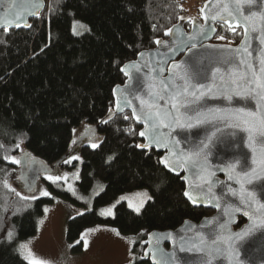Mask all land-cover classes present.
<instances>
[{
    "label": "trees",
    "instance_id": "trees-1",
    "mask_svg": "<svg viewBox=\"0 0 264 264\" xmlns=\"http://www.w3.org/2000/svg\"><path fill=\"white\" fill-rule=\"evenodd\" d=\"M185 3L48 0L29 30L0 31V264H29L19 243L37 233L39 218L55 196L80 204L63 182L41 179L51 197L25 191L18 163L11 162L25 151L56 168L79 167L83 192L98 180L105 183L91 210L68 217L67 240L74 253L83 249L84 230L111 226L135 237L132 264H152L144 258L151 232L175 230L186 220L199 222L213 213L192 206L184 196L182 176L161 165V153L143 148L141 126L129 111L99 125L114 108L113 89L125 82L122 66L153 48L180 19L189 18ZM74 20L85 23L88 31L74 34ZM216 27L212 43L236 45L243 37L239 28ZM95 126L96 136L80 145L79 159H68L81 133ZM141 188L149 190L151 199L139 213L123 201L113 216L99 214L119 194ZM244 223L240 218L236 228Z\"/></svg>",
    "mask_w": 264,
    "mask_h": 264
},
{
    "label": "water",
    "instance_id": "water-1",
    "mask_svg": "<svg viewBox=\"0 0 264 264\" xmlns=\"http://www.w3.org/2000/svg\"><path fill=\"white\" fill-rule=\"evenodd\" d=\"M227 3L229 9L233 12V16L224 13L223 6ZM38 4V7L35 6ZM47 7L45 0H0V31L10 29L29 30L32 26L31 19H36L45 11ZM237 4L235 0H206L201 9V17L182 18L172 27H170L165 37L157 39L153 48L141 51L134 60L126 62L121 72L125 76V82L117 85L113 89L114 108L99 121V125L106 124L115 116L129 111L134 121L141 126V132L145 136L140 138L143 140L144 149H154L162 154L160 159L161 165L170 173L182 176L181 180L185 183V192L188 191L197 200V203L190 201L185 195L187 201L194 207H202L213 211L210 216L201 219L199 222L186 220L175 230L154 231L151 232L146 240V249L144 258L150 259L152 264H203L206 259L205 251L207 245H196L195 240L199 239V235L203 234L205 240H210L213 231H219L216 221L223 223L228 222V216L224 215V209L229 203L239 206V198L233 197L228 191L229 188L240 193V184L235 180L242 179L245 186L246 198L264 203V164L260 161L264 158V147L257 141V131L251 133L253 142L249 146V133L243 129L246 126L244 120L246 117H239L229 120H219L212 124H196L195 119L189 121L188 115H194L191 110L180 109L181 122L192 123L190 129H181L180 127H164L157 129L159 134V143L153 142L151 139L153 132L151 125L145 123L141 114L140 100L137 96L147 100V85L149 81L154 84L153 91L161 92L159 81L166 79L170 73L177 72L181 75H187L191 83L202 81L206 85L214 84L212 93H216L217 98H212V94L192 104V108L199 107L202 111L208 109H223L225 112L229 109L245 108L259 111L254 102L241 100L239 97L229 102L221 98L224 91L220 87L222 81H231L237 79L239 73L248 72L247 64H252L254 70L259 75V60L261 54L264 53V45L260 43L259 34L262 23H264V0H240L241 12H236ZM220 12L223 19H212V16ZM242 13V15H241ZM252 13H256L252 16ZM251 16L252 22L255 24L257 31L252 32V24L246 22L243 17ZM207 17V19H206ZM189 24V30L186 25ZM217 24L225 25L229 28H239L243 32L241 41L236 45L216 44L212 40L217 34ZM247 24L248 32L245 33ZM188 37H195V40H189ZM160 41V43H157ZM195 44V47H191ZM247 47L248 52L241 51L239 53L233 51L237 48L243 49ZM248 53H251L249 55ZM243 59L244 64L239 61ZM225 61H230L226 63ZM173 64H179V69H173ZM163 68L164 72H160ZM220 68L219 72L216 69ZM235 69L236 75H232ZM250 76V73H249ZM176 83L182 85L183 81L177 79ZM241 91H243V81L237 79ZM235 88V86H231ZM192 91V89H190ZM200 91H207L201 89ZM199 94V93H197ZM189 99H193L189 97ZM128 101H131L129 104ZM161 109L168 110L173 113V109L167 101H160ZM136 113L133 114V109ZM217 115H224L223 112ZM140 116V119L137 117ZM169 121H165L168 123ZM219 124L220 131L217 132L216 138L209 144L208 149V172H214L215 175L210 179L214 181L212 185L213 195H205L196 185L200 184L203 188H207L204 181L198 177H194L188 166L176 167L173 165L175 157L173 152H188L190 149L198 146L200 141L205 140L216 130V124ZM240 124V127H231L229 125ZM259 128L257 123L254 126ZM97 126L91 127L83 131L77 139L75 146L83 144L84 140L94 138L96 136ZM179 141V144L175 143ZM62 159H65L62 158ZM240 159L241 164L236 165L235 171L231 170L228 165L235 160ZM253 160L256 162L253 163ZM172 165V167L166 166ZM242 165H246L249 170L247 177H237ZM56 165H49L43 160L34 157L29 152L22 153L18 158L19 175L18 180L24 186V190L33 193L37 184L41 181L45 174L51 173ZM231 174L233 180L229 181L228 176ZM207 176V173L205 174ZM248 191L253 196L248 197ZM184 192V193H185ZM219 204V207H217ZM257 205H253L255 208ZM257 224L264 219L259 212L253 213ZM245 220V223L236 228L239 219ZM252 227V221L237 213L230 224L233 238L230 241L232 255L224 264H264V229L252 227L251 231H246ZM235 233H244L241 238H236ZM184 251H181V248ZM228 247L227 244L224 245ZM155 253V258H153ZM212 264H219L218 260L213 258Z\"/></svg>",
    "mask_w": 264,
    "mask_h": 264
},
{
    "label": "snow or ice",
    "instance_id": "snow-or-ice-1",
    "mask_svg": "<svg viewBox=\"0 0 264 264\" xmlns=\"http://www.w3.org/2000/svg\"><path fill=\"white\" fill-rule=\"evenodd\" d=\"M237 7L235 9L236 12H241L240 9V0H235ZM38 7V4L35 5ZM224 13H227L228 16H235L233 12L229 9V5L227 3L224 4L223 10ZM242 15V13H241ZM256 13H252V16H255ZM223 19V16L220 12H217L212 16V19L217 18ZM207 19V17H206ZM243 19L252 24V32H256V26L252 22L251 16H244ZM248 27L247 24L245 26V33L247 34ZM168 34V33H166ZM189 40H195V37H188ZM223 39V37H221ZM260 43L264 45V23H262L260 28L259 34ZM160 43V41H157ZM191 47H195V44H192ZM237 53L244 51L248 52L247 47L243 49L237 48L233 50ZM251 55V53H248ZM229 63L230 61H225ZM240 64H244L245 61L241 59L239 61ZM259 75L254 70L252 64H247L248 72H241L239 73L237 79L243 81V91L239 90L240 85L237 83V79H232L229 81H222L220 87L224 89V91L220 94L221 98L232 102L234 98L239 97L241 100L251 101L254 102L255 106L259 108V111H254L251 109L245 108H235L229 109L226 112L223 109H208L207 111H202L199 107L192 108V104L204 99L208 93L212 94V98H217L216 93H212V88L215 87L214 84L206 85L202 81H197V83H191L187 71L185 74L181 75L177 72H172L166 79H161L159 81L162 91L156 92L153 91L154 84L149 81L147 85V96L148 99L145 100L142 97L137 96V99L140 100V108L143 120L145 123H149L151 125V131L153 135L151 139L153 142L159 143V134L157 129L161 126L164 127H180L183 129H190L193 127L192 123H182L181 122V114L180 109L184 108L185 110H191L194 115H188L187 119L189 121L195 119L196 124H212L219 120H229L240 115L246 117L244 120V131L249 133V141L253 142V137L251 133L255 130L257 131V141L260 143L262 147H264V53L261 54V59L259 60ZM181 65L173 64V69H179ZM220 68L216 69V72H219ZM160 72H164V69L161 68ZM250 73V76H249ZM232 75H236L235 69L232 72ZM179 79L183 81L182 85H178L176 80ZM235 86V88L231 87ZM192 89V91H190ZM201 89H207V91H200ZM199 93V94H197ZM167 96V101L171 105L173 109H176V112L173 113L168 110L161 109L160 101L165 100ZM192 97L193 99H189ZM130 104L131 101H128ZM223 112L224 115H217V113ZM136 113V109H133V114ZM141 117L138 116L137 119ZM127 119V117H125ZM165 121H169L165 123ZM259 124V128L256 129L254 126ZM231 127H240V124L229 125ZM220 131L219 124H216V130L211 133L205 140L200 141V144L188 152L181 151L180 153L173 152V156L175 160L172 162L173 165L176 167L185 166L187 165L189 170L193 173L194 177H198L204 181V184L207 185V188H203L202 185H196L197 188L201 189V192L205 195H213L212 193V185L214 183L213 180L210 179L211 176H214V172H208V149L209 144L213 142L214 138L217 136V132ZM141 136H145L144 132L140 133ZM175 143L179 144V141ZM95 147V145H93ZM13 163H18V161H11ZM256 161L253 160V163ZM261 164H264V158L260 161ZM241 164V160L237 159L232 164L228 165V167L235 171L236 165ZM172 167V165H166ZM207 173V176L205 175ZM249 175V170L246 165H242L240 171L237 173V177H247ZM51 179V177H49ZM57 179H59L57 177ZM229 181H232L234 178L231 174L228 176ZM236 183L240 184V193L235 192L233 189L229 188L228 191L231 193L233 197L239 198V206H236L232 203H229L227 207L224 209V215L228 216V222L223 223L220 221H216L219 231H213L211 233L210 240H205L203 234L199 235V239L195 240L194 243L196 245H207L208 248L205 250L201 248V251H205L206 259L203 261V264H212V259L215 258L218 260L219 264H224V261L229 260V257L232 255L230 252L231 244L230 241L233 238V233L231 232L230 224L232 223L233 218L237 213H242L243 216L247 217L249 220L252 221V227H259L264 229V219H262L259 224H257L256 219L254 218L253 213L259 212L262 216H264V203L259 201H255L253 198L252 200L246 198L245 196V186L242 179L238 178L235 180ZM43 195L47 196L48 193L45 191ZM184 195L192 201L194 204L197 203V200L191 195L188 191L184 193ZM253 194L251 191H248V197H252ZM257 205L255 208L253 205ZM219 207V204H217ZM139 211V209H137ZM252 227L246 229V231H251ZM244 233H235L236 238H241ZM227 244L228 247L225 248L224 245ZM23 247V246H22ZM184 251L182 247L180 249ZM25 260H28L29 264H44V262L38 258L35 254L29 250L28 255L24 256L23 253L21 254ZM153 258H155V253H153Z\"/></svg>",
    "mask_w": 264,
    "mask_h": 264
},
{
    "label": "rangeland",
    "instance_id": "rangeland-1",
    "mask_svg": "<svg viewBox=\"0 0 264 264\" xmlns=\"http://www.w3.org/2000/svg\"><path fill=\"white\" fill-rule=\"evenodd\" d=\"M45 1L48 5V0ZM205 1L186 0L184 7L188 11V15L201 17V9ZM72 28L76 35H82L88 31V26L80 20H74ZM88 143H90V139H86L83 144ZM79 147L73 148L68 159H79ZM79 176V167L72 170L57 167L51 173L44 175L43 178L46 181L63 182L64 189L71 193L80 204H74L62 197L55 196L54 203L45 207L44 215L39 218L37 233L19 243L20 254L23 253L26 256L31 250L44 264H132L134 260L132 248L135 237L132 235L124 236L111 226L99 225L84 230L81 235L82 251L80 253L72 251V244L67 240L68 217L71 214H83L91 210L95 198L105 188V183L98 180L89 192H83L78 184ZM45 191L48 193L47 196H53L49 187L40 181L33 196H45L43 195ZM150 199L151 194L145 188L127 191L119 194L111 203L101 207L99 214L102 217L113 216L116 205L123 201L127 203L130 209L139 213Z\"/></svg>",
    "mask_w": 264,
    "mask_h": 264
},
{
    "label": "bare ground",
    "instance_id": "bare-ground-1",
    "mask_svg": "<svg viewBox=\"0 0 264 264\" xmlns=\"http://www.w3.org/2000/svg\"><path fill=\"white\" fill-rule=\"evenodd\" d=\"M112 121V120H111Z\"/></svg>",
    "mask_w": 264,
    "mask_h": 264
}]
</instances>
